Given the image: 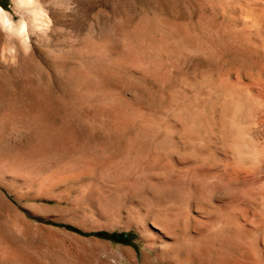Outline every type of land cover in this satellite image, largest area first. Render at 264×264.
<instances>
[{
  "label": "rangeland",
  "instance_id": "rangeland-1",
  "mask_svg": "<svg viewBox=\"0 0 264 264\" xmlns=\"http://www.w3.org/2000/svg\"><path fill=\"white\" fill-rule=\"evenodd\" d=\"M0 7L25 26H0V264L180 263L164 219L233 169L199 148L214 106L262 75L263 0Z\"/></svg>",
  "mask_w": 264,
  "mask_h": 264
},
{
  "label": "bare ground",
  "instance_id": "bare-ground-1",
  "mask_svg": "<svg viewBox=\"0 0 264 264\" xmlns=\"http://www.w3.org/2000/svg\"><path fill=\"white\" fill-rule=\"evenodd\" d=\"M222 103L214 106L212 114L216 132L204 145L200 141L203 147L199 150L217 160H226L233 169L220 184H213L214 191L206 190V198L202 187L203 198L198 196L200 188L198 195L191 194L194 186L189 182L187 187L191 188L181 197L180 223L177 217L172 218L177 213L172 217L169 214L172 219H164L170 230L174 231V223L179 225L177 242V230L167 233L175 243L166 249L168 259H179L178 264H264V68L261 77H245L243 88L229 92ZM201 122L197 123L199 129ZM173 205L168 210L176 212ZM173 219L177 221L172 222Z\"/></svg>",
  "mask_w": 264,
  "mask_h": 264
},
{
  "label": "clouds",
  "instance_id": "clouds-1",
  "mask_svg": "<svg viewBox=\"0 0 264 264\" xmlns=\"http://www.w3.org/2000/svg\"><path fill=\"white\" fill-rule=\"evenodd\" d=\"M0 26L6 31L18 33L19 36L23 37L25 34V26L21 22L19 25H14L7 13L0 10Z\"/></svg>",
  "mask_w": 264,
  "mask_h": 264
},
{
  "label": "trees",
  "instance_id": "trees-1",
  "mask_svg": "<svg viewBox=\"0 0 264 264\" xmlns=\"http://www.w3.org/2000/svg\"><path fill=\"white\" fill-rule=\"evenodd\" d=\"M97 235L103 236L105 238H111V239H116L119 241H129L131 238H133V234L130 233H104V232H100V233H95Z\"/></svg>",
  "mask_w": 264,
  "mask_h": 264
}]
</instances>
